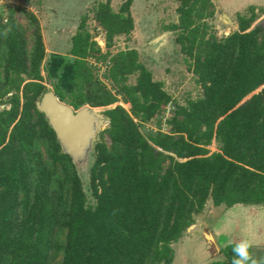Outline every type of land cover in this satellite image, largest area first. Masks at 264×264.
<instances>
[{"label":"trees","instance_id":"obj_1","mask_svg":"<svg viewBox=\"0 0 264 264\" xmlns=\"http://www.w3.org/2000/svg\"><path fill=\"white\" fill-rule=\"evenodd\" d=\"M176 2L177 21L167 29L201 93L175 104L167 130L148 137L138 121L158 115L171 95L135 49L108 51L134 27L132 0L117 10L110 0L91 7L106 52L89 34L86 13L70 37L72 88L65 91L59 79L54 93L74 109L109 106L103 112L110 123L98 134L89 172L92 203L35 107L48 89L37 16L15 7L0 20V264H170L171 244L208 199L227 207L264 203V25L251 27L257 13L249 5L237 14L236 30L216 37L206 20L212 0ZM16 11L31 27L30 46ZM89 57L107 59L110 87ZM235 244L222 246V259L209 264H232Z\"/></svg>","mask_w":264,"mask_h":264},{"label":"rangeland","instance_id":"obj_2","mask_svg":"<svg viewBox=\"0 0 264 264\" xmlns=\"http://www.w3.org/2000/svg\"><path fill=\"white\" fill-rule=\"evenodd\" d=\"M98 1L104 0H0V20L7 18L9 10L15 7H24L37 16L46 51L41 74L48 89L53 90L54 84L59 79H61L60 86L65 91L69 92L72 88V82L68 78L71 74L72 57L68 54V50L70 37L82 14H88L86 28L92 39H95L102 52L107 51L104 31L92 19L90 12L91 7ZM123 1L110 0V4L114 10H117ZM212 2L213 15L206 20L210 26V32L216 37L225 36L236 30L237 14L246 13L249 5H254L257 13V18L252 22L251 27L257 24L264 25V0H212ZM176 6V0H132L130 10L134 27L129 34L116 36L108 50L112 54L121 49H135L139 60L151 71L153 78L161 81L163 88L171 95V102L165 105L158 115L149 121H138L140 131L147 137L156 131L167 130V118L173 112L175 104H183L186 99L196 98L201 93L195 75L188 68L186 57L179 52V47L174 42L175 32L167 29L169 24L177 21ZM14 16L23 27L30 46L32 31L26 17L17 11ZM88 62L97 77L110 87V83L104 76L107 59L98 60L89 57ZM134 80L135 75L132 74L127 78V83H133ZM116 103H121L128 108V104L120 100ZM3 106L0 102L1 109ZM107 107L93 108L103 112ZM208 148L210 151H215L217 144L212 142ZM81 180L87 200L92 203L87 175L83 174ZM239 208H246L249 213H255L256 216L253 219L256 221L261 219L264 226V215H262L264 203L236 204L227 207L223 204L215 206L208 199L202 211L194 215L193 223L176 242L171 244L173 257L170 264H209L214 260L222 259L219 251L222 246L228 242L245 239H241L237 233L244 216L247 217L246 215L237 217ZM260 212L263 213L259 215ZM253 225L254 228L250 229V233L254 237L251 241L248 240L253 245L251 246V262L262 264L264 263V238L260 236L264 234V228L260 229L261 224L258 225V223Z\"/></svg>","mask_w":264,"mask_h":264},{"label":"water","instance_id":"obj_3","mask_svg":"<svg viewBox=\"0 0 264 264\" xmlns=\"http://www.w3.org/2000/svg\"><path fill=\"white\" fill-rule=\"evenodd\" d=\"M35 107L54 131L60 151L70 157L79 178L86 174L89 180L95 143L99 132L109 125V117L89 105L74 109L60 101L52 89L40 94Z\"/></svg>","mask_w":264,"mask_h":264},{"label":"crops","instance_id":"obj_4","mask_svg":"<svg viewBox=\"0 0 264 264\" xmlns=\"http://www.w3.org/2000/svg\"><path fill=\"white\" fill-rule=\"evenodd\" d=\"M219 10V9H218ZM217 10V11H218ZM224 15H225V13H223ZM42 30V29H41ZM237 211H239L238 213H237V217L239 218V216H244V215H246L247 217L245 218V216H244V220L242 221V225L240 226V227H242V228H240V227H238V231H237V233H238V235L240 236V238L242 239V238H245L244 240H252L253 239V237H252V235H251V233H250V229L251 228H254V225L253 224H256V223H258V225H260L261 224V226L259 227L260 229H263L264 228V226L262 225L263 223H262V220L261 219H259L258 221H256V219H253V218H255V216H256V214L255 213H249V211L246 209V208H239V209H237ZM242 212V213H241ZM249 213V214H248ZM263 212H260L259 213V215L260 214H262ZM262 215H264V214H262ZM256 222V223H255ZM234 225H235V223H234ZM236 227V228H237ZM263 231V230H262ZM256 236H258V235H256ZM260 237H263L264 238V234H261V236ZM259 237V238H260ZM262 238V239H263ZM249 241V242H250ZM234 242H236V243H239L240 241H234ZM228 243H232V242H228ZM251 244V243H250ZM251 246H253L252 244H251Z\"/></svg>","mask_w":264,"mask_h":264},{"label":"clouds","instance_id":"obj_5","mask_svg":"<svg viewBox=\"0 0 264 264\" xmlns=\"http://www.w3.org/2000/svg\"><path fill=\"white\" fill-rule=\"evenodd\" d=\"M250 247L251 244L248 240H242L239 243L235 244L232 249L234 253L232 264H248L250 260L248 249ZM252 264H256V262L252 261Z\"/></svg>","mask_w":264,"mask_h":264},{"label":"built area","instance_id":"obj_6","mask_svg":"<svg viewBox=\"0 0 264 264\" xmlns=\"http://www.w3.org/2000/svg\"><path fill=\"white\" fill-rule=\"evenodd\" d=\"M95 40V39H94ZM100 45V44H99Z\"/></svg>","mask_w":264,"mask_h":264},{"label":"flooded vegetation","instance_id":"obj_7","mask_svg":"<svg viewBox=\"0 0 264 264\" xmlns=\"http://www.w3.org/2000/svg\"><path fill=\"white\" fill-rule=\"evenodd\" d=\"M3 108V107H2ZM1 109V108H0Z\"/></svg>","mask_w":264,"mask_h":264}]
</instances>
